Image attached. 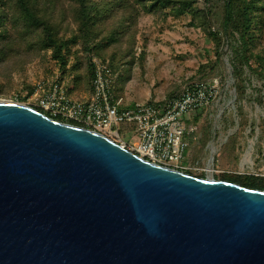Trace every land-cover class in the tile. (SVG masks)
<instances>
[{"label":"water","instance_id":"1","mask_svg":"<svg viewBox=\"0 0 264 264\" xmlns=\"http://www.w3.org/2000/svg\"><path fill=\"white\" fill-rule=\"evenodd\" d=\"M0 264H264V190L0 100Z\"/></svg>","mask_w":264,"mask_h":264},{"label":"rangeland","instance_id":"2","mask_svg":"<svg viewBox=\"0 0 264 264\" xmlns=\"http://www.w3.org/2000/svg\"><path fill=\"white\" fill-rule=\"evenodd\" d=\"M206 6V0H199ZM214 17L213 28L222 15L223 0H210ZM191 16L180 19L168 15L166 18L145 14L140 18L139 44L135 46L136 58L119 70L116 75V93L125 104L135 101L162 100L181 90L186 83L195 80L219 78L221 83L212 101L197 113L192 123L198 125L199 137L209 135L205 153H200V143L190 141L187 165L193 164L194 156L200 159L199 167L211 169H191L190 173L220 178L221 174L264 175V86L263 79L246 69L250 80L241 92L231 67L232 53L228 45L217 52L211 37L201 27L192 25ZM73 25V24H72ZM147 45H143V40ZM258 49H264V40ZM142 51L144 61L139 59ZM28 60L22 66L16 64L19 57L8 66L0 67V100L31 102L24 98L32 84L41 78L62 76V68L50 55V51L28 50ZM23 55V52L21 53ZM11 62V64H12ZM254 64V62H252ZM86 63L81 71H84ZM8 69V70H7ZM67 86L73 84V76L66 75ZM82 84L72 95L84 98L89 88ZM206 130V131H205ZM120 131L130 142L139 139L133 131V124L124 122ZM197 143V144H196ZM213 147V155L210 152Z\"/></svg>","mask_w":264,"mask_h":264},{"label":"trees","instance_id":"3","mask_svg":"<svg viewBox=\"0 0 264 264\" xmlns=\"http://www.w3.org/2000/svg\"><path fill=\"white\" fill-rule=\"evenodd\" d=\"M206 2L201 6L199 0H0V67L22 66L30 49L43 54L50 51L62 68L61 78L73 76V84L66 85L73 97L72 92L82 84L91 89V54L108 60L116 75L133 63L143 15L176 19L190 15L191 24L207 32L219 55L224 45L230 47V65L241 92L250 80L246 69L261 77L264 86V49H258L264 40V0H223L215 28L213 7L210 0ZM18 57L16 64L12 62ZM145 57L142 51L139 59ZM209 140L204 134L197 141L202 155ZM199 161L195 155L193 164ZM220 179L264 190V175L249 174L243 179L221 174Z\"/></svg>","mask_w":264,"mask_h":264},{"label":"built area","instance_id":"4","mask_svg":"<svg viewBox=\"0 0 264 264\" xmlns=\"http://www.w3.org/2000/svg\"><path fill=\"white\" fill-rule=\"evenodd\" d=\"M93 78L87 99H76L67 91L65 81L56 74L36 80L24 102L48 116L110 137L122 147L161 165L180 171L211 169L185 162L190 141L199 139L198 125L191 119L214 98L221 81L195 80L162 100L135 101L127 105L114 91L116 73L108 60L91 54ZM23 103V102H22ZM124 122L133 124L139 139L130 142L120 131ZM213 147L210 152L213 155Z\"/></svg>","mask_w":264,"mask_h":264},{"label":"crops","instance_id":"5","mask_svg":"<svg viewBox=\"0 0 264 264\" xmlns=\"http://www.w3.org/2000/svg\"><path fill=\"white\" fill-rule=\"evenodd\" d=\"M90 94H91V89L85 90V97L84 98H76V99H87V98H89ZM132 104H133V102L130 105H132ZM186 156L188 158V150H187V155Z\"/></svg>","mask_w":264,"mask_h":264}]
</instances>
